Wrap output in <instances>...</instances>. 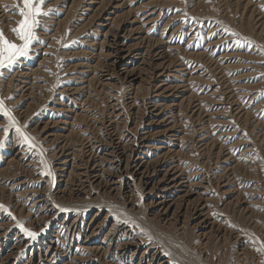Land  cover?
I'll use <instances>...</instances> for the list:
<instances>
[{"label":"rangeland","instance_id":"rangeland-1","mask_svg":"<svg viewBox=\"0 0 264 264\" xmlns=\"http://www.w3.org/2000/svg\"><path fill=\"white\" fill-rule=\"evenodd\" d=\"M44 8L0 70L37 145L0 115V264H264V0Z\"/></svg>","mask_w":264,"mask_h":264},{"label":"snow or ice","instance_id":"snow-or-ice-1","mask_svg":"<svg viewBox=\"0 0 264 264\" xmlns=\"http://www.w3.org/2000/svg\"><path fill=\"white\" fill-rule=\"evenodd\" d=\"M45 3L46 0H17V3L11 6V9L17 11L18 15L21 17V19L17 21L16 26L11 29L19 43H17L16 40L8 39L3 30L0 29V70L10 69L21 58L28 57L32 44L34 42H39L40 38L36 33V29L41 25L40 17L47 16L53 11L50 8L46 10L44 8ZM5 7L7 8L8 6ZM0 75H3L2 71H0ZM0 115L6 117L8 120V123L3 126L5 136L8 135L10 128H15L19 136L18 142L20 144H27L29 152L37 147L34 138L30 137L21 129L15 117L12 115L11 109L5 106L4 100L2 99H0ZM3 145L4 140L0 139V147H3ZM40 162L47 167V162L43 159L42 152ZM46 174L49 176L53 175L51 171H48ZM0 211L7 212L8 215L11 216V212L4 205H0ZM62 211L67 210L62 209ZM13 219H15V217H13ZM124 222L127 223L126 220ZM17 226L28 237L36 239L37 233L24 227L22 223L18 222ZM257 250L264 251V245Z\"/></svg>","mask_w":264,"mask_h":264},{"label":"bare ground","instance_id":"bare-ground-1","mask_svg":"<svg viewBox=\"0 0 264 264\" xmlns=\"http://www.w3.org/2000/svg\"><path fill=\"white\" fill-rule=\"evenodd\" d=\"M121 56V55H120ZM123 58V57H122ZM116 139V138H115ZM112 140V139H111ZM119 141V140H118ZM118 141H116L117 143H118ZM113 142V141H112ZM107 143V142H106ZM114 143V142H113ZM117 143H115V144H117ZM108 144V143H107ZM111 144V143H110ZM110 144H108V145H110ZM102 145V144H101ZM106 145V144H105ZM118 145H120V144H118ZM113 145H111V147H112ZM117 146V145H116ZM98 147V146H97ZM115 148H117V147H115ZM122 148H123V146H122ZM125 148V147H124ZM100 149V148H99ZM98 149V150H99ZM114 149V148H113ZM119 149V148H118ZM118 149H116V150H118ZM121 149V148H120ZM105 151V150H104ZM113 152V151H112ZM110 153V152H109ZM124 153V152H123ZM105 154H107V153H105ZM111 154V153H110ZM114 155H115V152H114ZM118 155V154H117ZM111 156H112V154H111ZM95 166V165H94ZM138 168V167H137ZM156 169V168H155ZM80 180V179H79ZM112 210V209H111ZM53 217V216H52ZM97 232V231H96ZM111 233H113V232H111ZM105 239V238H104ZM106 240V239H105ZM111 243V242H110ZM119 244V243H118ZM142 256V255H141ZM153 260V259H152ZM5 263V262H4Z\"/></svg>","mask_w":264,"mask_h":264}]
</instances>
